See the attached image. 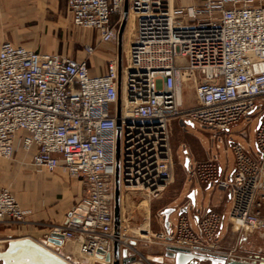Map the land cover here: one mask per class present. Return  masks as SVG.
Returning <instances> with one entry per match:
<instances>
[{
	"label": "built area",
	"instance_id": "obj_1",
	"mask_svg": "<svg viewBox=\"0 0 264 264\" xmlns=\"http://www.w3.org/2000/svg\"><path fill=\"white\" fill-rule=\"evenodd\" d=\"M125 1L67 0V6L75 25L97 32L100 43L118 44ZM128 3L135 39L126 63L110 61L104 74H90L97 43L84 44L82 59L11 41L0 47V157L12 159L17 147L34 150L36 167L63 165L83 185L67 221L52 223L43 241L69 264L100 263L117 240L132 249L122 222L115 231L117 173L120 188L140 191L150 202L161 199L175 179L169 123L180 118L224 132L249 115L258 118L256 153L231 143L230 180L221 178L212 158L195 161L189 174L230 189L228 222L240 235L264 230V0ZM189 80L198 105L184 107ZM25 216L13 192L0 189V225ZM225 219L212 209L195 226L182 213L168 240L199 254H220L217 236ZM235 246L225 253L229 258L264 262L237 254Z\"/></svg>",
	"mask_w": 264,
	"mask_h": 264
},
{
	"label": "crops",
	"instance_id": "obj_2",
	"mask_svg": "<svg viewBox=\"0 0 264 264\" xmlns=\"http://www.w3.org/2000/svg\"><path fill=\"white\" fill-rule=\"evenodd\" d=\"M175 3L177 5L187 4L189 0H175ZM126 4L129 7L128 0L124 3L123 16ZM129 13L130 11H128V16ZM134 39L133 36L130 42L132 43ZM5 41H11L15 45L23 46L28 50L61 53L79 59L85 56V43H97V51L89 60L90 74L93 76L106 73L107 64L110 61L122 63L119 52L115 53L114 44L100 43L97 32L93 30L86 31L74 24L68 11L67 0H0V47ZM251 120L246 125L248 130L251 129V124L257 121L254 117H251ZM178 123L179 119L174 121L172 126L176 127ZM231 128L226 132L229 133ZM224 133L222 134V141L226 139ZM190 146L192 147V143ZM194 146L198 149L197 153L191 147H188L189 150L187 149L185 154L191 153L195 161H197L196 156L202 155L203 159H210L209 157L213 155L212 151L208 152L207 149L205 150L201 146L198 147L197 144ZM225 149L227 166L224 167L220 159L217 161L222 170L221 178L230 180L235 167V156L232 153L233 169L229 173L230 148ZM249 150L256 153L255 147L251 146ZM33 151H26L22 147H17L12 159L7 160L0 157V189L8 187L26 211L24 222L0 225V244L7 243L4 252H1L0 249V264H69L48 251L44 247L43 241L52 223H65L67 221L71 213V207L80 199L83 185L80 179L71 177L63 165L58 166L54 171L36 167L33 164ZM187 155L186 159L189 158V163L188 166H185L190 169L189 166L193 156L188 155L187 157ZM201 184L204 191L213 187L217 190L220 187L226 189V193L224 197L216 201L211 200L210 204L205 209L203 208L201 214L194 216V219L189 216V210L184 214L192 220L195 226H197L198 217L212 209L219 211L227 218L226 207L229 202H231L230 208L232 207L230 189L215 183L212 185ZM185 186V180L184 182L180 180L174 197L167 206L159 211L158 219L161 227L153 231L150 226L152 233L149 232V237H146L154 245L153 247H147L146 256H142L141 260L137 259L134 264H167L163 259H165L167 246L171 245V241L168 240L170 238L169 234L173 232L174 224L180 215L178 211L185 207L189 209L191 205L196 204L198 187L194 186L187 193L185 200L181 201ZM192 193L195 204L192 202ZM122 200L120 201L121 219L123 216ZM171 204L178 206L176 207L177 211L174 212L177 214L176 220L174 223L170 222L169 231L165 225V217L162 212L168 207H175ZM172 214L169 216V220ZM230 227L229 222L227 224L225 219L221 232L217 236V243H223L224 248H221L223 254L229 253L236 247L234 246L236 238L230 236L232 242L228 238V235H231V231L228 229ZM254 232H264V230L249 233L254 234ZM122 233L125 236L127 235L123 230ZM161 234H164V236L162 237ZM250 234L246 235L249 236ZM237 244L239 245L240 241H237ZM254 246L251 244L247 248H240L241 251H252L256 253L255 255H261L260 252H257L259 250L253 248ZM121 253L122 256L133 255L129 248L125 249V247L122 248ZM98 264L104 263L100 261Z\"/></svg>",
	"mask_w": 264,
	"mask_h": 264
},
{
	"label": "rangeland",
	"instance_id": "obj_3",
	"mask_svg": "<svg viewBox=\"0 0 264 264\" xmlns=\"http://www.w3.org/2000/svg\"><path fill=\"white\" fill-rule=\"evenodd\" d=\"M122 16V13H117L115 15V19H119ZM128 22H126L125 29L123 31V34L121 38L119 39L118 44L115 45V53L119 52V58L122 63H126L127 55L129 46L131 44V40L134 36L135 32V16L133 13H129L128 16ZM84 29V28H83ZM88 31L89 29H84ZM118 45V47H117ZM183 100H184V107H192L198 105V100L196 98V92H195V83L193 80H189L186 82L184 92H183ZM252 115H249L248 117H245L241 122L234 125L233 128L228 132L217 130L216 128L209 127L206 125H202L200 123H196L193 121H189L185 118L179 119L178 126L174 127L173 122L177 121L178 119L172 120L170 124V144L171 148L173 150V157L175 162V179L174 181L169 185L167 190L165 191L163 197L159 200L155 201H147L145 198V194L140 191L135 190H127L124 188H120V201L122 200V227L123 231L127 234L128 243L131 246L132 249H129L130 252L133 253L137 257V259L141 260L142 256H146V249L147 247H153L154 244L150 242V239H147L146 237H141L140 234L134 233L135 228L139 229L142 227L146 222H150L149 224V231L150 226L152 230L158 229L160 226L159 223V211L167 206L170 202V200L174 197L176 194L177 186L179 185L180 180L182 182L186 183L185 190L183 194L181 195V201L185 200V197L189 190L194 186L198 187V195H196V204L191 205L189 207V216L191 219H194L195 215H199L202 213L203 208L207 207L208 204H210L211 200H218L222 197H224L226 193V189L218 187L216 188H209L208 190L204 191L202 188V184L198 179L193 178L190 176L189 171L192 170L194 167V156L191 155V153H188V155L191 157L193 156L191 162H190V169L186 168L185 166V160L186 155L185 151H187L188 147L190 148L192 143V149L195 153L198 152L197 148H194L195 144H197L198 147H202L203 149H207L208 152L212 151L213 155H211L209 158L219 160L222 162L224 167L227 166V155H226V149L230 148L229 155L231 158L230 162V170L229 173H231L233 169V150L231 149V143L232 142H238L241 143L246 149H251L252 147H256L255 145V131L258 122H253L251 124V129H246V125L250 123ZM258 118L256 117V120ZM190 122V123H189ZM174 127V128H173ZM225 134V141H222V134ZM219 137H216V136ZM249 138V139H248ZM223 142V143H222ZM222 143V146L220 147V144ZM227 146H226V144ZM189 150V149H188ZM187 155V157H188ZM197 161H203L205 159L202 158V155L196 156ZM187 175V178H186ZM222 189V190H221ZM173 205V204H171ZM177 207L178 205H173ZM231 202L228 203V206L226 207V223L228 224V216L231 211ZM177 214L174 213L171 216L170 222L174 223L176 220ZM134 229V231H133ZM231 231V235H228L229 240L232 242L231 237L236 238L234 240V246L237 244V241H240L239 251H237V254H251L255 255L256 253H253L252 251H242L241 248H247V246L255 245L253 248L255 250H259L257 252H260L259 255L261 257H264V232H254V234L250 233H243L239 234L238 232L234 231L231 227L228 228ZM131 231V232H130ZM146 232H143V234ZM246 234H250L249 236ZM231 236V237H230ZM247 236V237H246ZM239 238V239H238ZM241 238V240H240ZM154 241V240H153ZM223 242V241H222ZM151 243V245H150ZM7 243L0 244L1 252H4L7 245ZM220 248H224L223 243H218ZM245 245V246H244ZM232 246V243H231ZM135 248V249H134ZM84 260V259H82ZM102 262V261H101ZM98 264V263H95Z\"/></svg>",
	"mask_w": 264,
	"mask_h": 264
},
{
	"label": "water",
	"instance_id": "obj_4",
	"mask_svg": "<svg viewBox=\"0 0 264 264\" xmlns=\"http://www.w3.org/2000/svg\"><path fill=\"white\" fill-rule=\"evenodd\" d=\"M129 7L126 4L124 20L120 28V36H122L123 31L125 29V25L128 18ZM120 124V122H119ZM118 154L120 153V140L118 138ZM189 158L186 159L185 165L188 166ZM192 202L195 204V198L192 193ZM176 207H168L164 209L162 212L165 217V225L168 227L170 231V220L169 216L176 212ZM188 211V207L184 209H180L179 214L186 213ZM115 219H116V234L120 233V224H121V207H120V181H119V172L117 173L116 179V204H115ZM128 249L127 246H122V244L117 240L114 243V249L112 253H108L105 260L109 264H131L137 261V257L135 255H125L122 256V248ZM167 264H264L263 261L257 262L254 261H246L229 258L226 254H199L196 252H192L189 249L184 247H180L177 245H168L167 251L165 253V259H163Z\"/></svg>",
	"mask_w": 264,
	"mask_h": 264
},
{
	"label": "bare ground",
	"instance_id": "obj_5",
	"mask_svg": "<svg viewBox=\"0 0 264 264\" xmlns=\"http://www.w3.org/2000/svg\"><path fill=\"white\" fill-rule=\"evenodd\" d=\"M183 102H184V100H183ZM145 196H146V200L147 201H149V198H148V196L145 194ZM150 202V201H149ZM149 224H150V222L148 221V222H146L142 227H140L139 229H136L135 228V231H134V229H133V231H134V233H138V234H140L141 235V237H143V238H145V237H149V232L150 233H152L151 231H149ZM131 232V231H130ZM143 232H146V233H144L143 234ZM127 238V237H126ZM88 260H90V262L92 263L93 262V259L92 258H89ZM104 264H109V263H107V261L106 260H101ZM135 262H133V264H134ZM84 264H86V263H84Z\"/></svg>",
	"mask_w": 264,
	"mask_h": 264
}]
</instances>
